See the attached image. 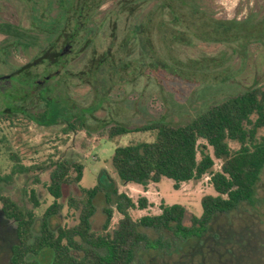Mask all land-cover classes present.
<instances>
[{
  "label": "rangeland",
  "instance_id": "374dc122",
  "mask_svg": "<svg viewBox=\"0 0 264 264\" xmlns=\"http://www.w3.org/2000/svg\"><path fill=\"white\" fill-rule=\"evenodd\" d=\"M118 2L104 0L87 32H82L81 43H73L61 75L49 78L48 74L59 68L46 62L33 68L31 75L1 80L32 62L49 46L47 28L56 19L58 8L55 0H0V112L8 108L13 111V104L26 110V115L15 113L10 120L0 119V192L23 210L34 211L35 233L43 214L54 202L47 186L58 160L80 162L84 171L78 185L63 187V197L58 201L62 211L51 219L52 229L75 226L79 213L69 208L68 200L80 195L81 189L97 185L101 192L95 199L96 213L91 220L94 231L102 230L106 218L103 209L107 206L113 211V229L123 218V212L136 224L144 216L160 214L162 202L185 207L184 225L190 226L193 216L202 215L201 199L216 195L209 177L184 183L179 190L167 178L149 184L146 189L125 184L112 165L115 149L151 142L155 135L130 133L109 139L107 129L115 124L135 128L158 120L186 124L229 97L254 85L264 86V0H192L188 8L207 12L208 24L203 21L193 24L192 19L176 25L166 13L160 19L166 23L164 28L157 18L145 24L144 34L135 39L131 37V26L138 22L136 18L124 14L116 20L110 15ZM153 6L142 7L143 17ZM210 22L220 23L219 28L211 29ZM90 33L93 41L85 45ZM179 33L183 38L179 39ZM173 35L181 41L172 38ZM16 40L20 43H14ZM63 46L60 44L58 49ZM105 52L110 53L114 65L99 69L95 73L96 82L82 74L93 58ZM110 58L105 62H110ZM43 78L46 85L42 90H52L53 96L60 100L59 118L69 120L73 114H84L87 118L84 130L64 134L63 124L46 126L33 120L47 107L35 95L30 94L25 102L22 98L27 88ZM258 135L264 136V129ZM230 146L238 148L234 142ZM220 164L216 161L214 170H219ZM20 167L22 171L11 177ZM32 191L38 197L37 208H33ZM120 194L135 204L145 197L152 206L143 210L128 207ZM13 228L14 224L0 215V264H10V248L15 242ZM136 229L146 240L136 246L131 264H188L200 243L217 248L218 252H234L237 257L229 264H264V169L253 201L241 203L230 213H218L204 237L189 241L179 255L175 253L171 232L141 226ZM218 236L220 239L216 240ZM51 254L45 250L30 259L47 264L52 260ZM227 258L228 255H223L222 261Z\"/></svg>",
  "mask_w": 264,
  "mask_h": 264
},
{
  "label": "trees",
  "instance_id": "16d2710c",
  "mask_svg": "<svg viewBox=\"0 0 264 264\" xmlns=\"http://www.w3.org/2000/svg\"><path fill=\"white\" fill-rule=\"evenodd\" d=\"M191 1L119 0L116 9L110 15L116 20L124 14L136 18L138 22L131 26L132 39L144 34L145 24H151L157 18L160 20L166 13L173 17L176 25L182 21L191 22L192 19L195 20L193 24L198 21L208 24L210 17L207 12L191 11L188 8ZM55 2L58 15L47 28L51 38L49 46L40 52L34 63L18 69L11 74V78L31 75L32 69L42 62L59 68L53 74L49 73V78L61 75L66 68L69 55L58 49V46L71 41L81 43L82 32L93 21L104 0H55ZM149 4L154 6L143 17L142 7ZM160 23L163 28L166 26L161 20ZM210 24V28L216 30L220 25L211 22ZM178 35L179 39L183 38L182 34ZM145 36L146 41H149L147 32ZM171 37L179 40L177 35ZM14 43L20 42L16 40ZM84 44L89 45L91 41L86 39ZM82 51L83 49L78 53ZM109 54L105 52L93 58L87 71L82 74L95 81V73L99 69L114 65V60ZM107 58L111 59L108 63L105 62ZM37 89L27 88L22 98L25 102L32 94L46 105L47 109L34 116L33 120L46 126L63 124L64 134L82 131L87 127V118L84 114H73L69 120L60 119L58 97L53 96L52 90L40 89L38 93ZM13 107V111L8 108L0 112V119L10 120L15 113L26 115L25 107L18 104H13ZM263 129L262 85H254L244 93L209 107L186 124L174 125L158 120L135 128L122 124L109 127L107 129L109 139L130 133L155 135L151 142H136L115 149L112 165L123 183L141 185L146 189L149 184L159 183L163 178H167L173 181L174 189L179 190L184 183L201 181L209 177L216 195H206L201 199L202 215L193 216L191 225L186 226L184 225L186 208L181 205L168 206L162 202L160 214L144 216L135 224L127 212H123V218L111 229L113 211L107 206L103 209L106 218L102 230L94 231L91 220L96 213L95 199L101 192L100 185H97L91 189H81L80 195L72 196L68 200L69 208L79 213L75 226L52 229L51 219L62 211V205L58 201L63 197V187L78 185L82 181L84 171L80 162L58 160L53 165L50 183L47 186L54 202L43 214L37 233L34 232L37 221L34 211L23 210L12 198L0 192V215L14 224L15 242L10 248V264H42L30 259V256L36 257L45 250H50L53 254L52 260L47 264H131L136 246L146 240V237L137 231L136 226L171 232L184 240L202 234L218 213H230L241 203L253 201L256 185L264 169V136L258 135ZM230 142L236 143L238 148H231ZM216 161L221 163L219 170H214ZM18 169L11 173V177L22 171L21 167ZM120 197L127 202L128 207L143 210L152 206L145 197H140L136 204L123 194H120ZM31 200L33 208H37L39 201L35 191L31 192Z\"/></svg>",
  "mask_w": 264,
  "mask_h": 264
},
{
  "label": "flooded vegetation",
  "instance_id": "af4514ba",
  "mask_svg": "<svg viewBox=\"0 0 264 264\" xmlns=\"http://www.w3.org/2000/svg\"><path fill=\"white\" fill-rule=\"evenodd\" d=\"M86 28L84 29V31H86ZM92 37H93V33H90V35H88V37L86 39L87 40L89 39L92 42L93 41V40H91ZM72 42L73 41H71V43H68V44L66 43L62 47V52H64L66 55L68 53H71L73 51L74 44ZM36 58H34L33 61L30 62V63H34V60ZM30 63H28V64H30ZM42 64H44V63L42 62ZM39 65H41V64H38L37 66H39ZM23 67H21V68H23ZM21 68H19V69H21ZM17 70H15V71H17ZM4 77H6V76H4ZM4 77H2L3 79H1V78L0 79L1 80H7V79L10 80L11 79V75H9V78H4ZM44 86H45V80L43 78V80L37 81L35 83V86H31V87L33 89L35 87L38 88L37 89V92L39 91L38 93H40V91H41L40 89H42ZM207 230L205 232H203L202 234H199L198 236H193V237H190V238L185 239V240L178 238L175 234H172V237L175 239V242H174V244H175L174 246H176V248H174L175 249V253L177 255H179L180 252H181V248L184 245H186L187 243H189V241L201 240L204 237V235L207 232ZM215 239L217 240V239H220V238L218 236ZM216 245H218V243H216ZM196 247H197V249L196 250H193V252L191 253V258L189 259L188 264H229V263H231L237 257L236 254L234 252H232L231 250H225V252H218L217 248L215 249V248H212L211 246H205L204 247L203 246V243H200V245L199 246H196ZM223 255L224 256L225 255H228L229 258H227L224 261H222ZM51 256L53 257V254H51Z\"/></svg>",
  "mask_w": 264,
  "mask_h": 264
},
{
  "label": "water",
  "instance_id": "95a60500",
  "mask_svg": "<svg viewBox=\"0 0 264 264\" xmlns=\"http://www.w3.org/2000/svg\"><path fill=\"white\" fill-rule=\"evenodd\" d=\"M4 78H9V76H6V77H4Z\"/></svg>",
  "mask_w": 264,
  "mask_h": 264
}]
</instances>
